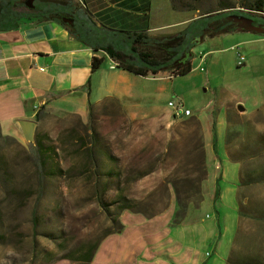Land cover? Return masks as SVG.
Wrapping results in <instances>:
<instances>
[{"label":"rangeland","instance_id":"374dc122","mask_svg":"<svg viewBox=\"0 0 264 264\" xmlns=\"http://www.w3.org/2000/svg\"><path fill=\"white\" fill-rule=\"evenodd\" d=\"M152 1L157 26L153 34L159 38L182 31L187 25L181 21L218 10L251 13L249 5L254 4V0ZM254 13L264 15V11ZM165 23L176 24L158 28ZM210 35L197 38L190 73L154 84L151 97L140 104L146 112L169 113L173 111L170 101H182L203 121L225 116V152L241 161L246 180L263 178L264 39L246 30ZM243 38L255 41L239 47ZM240 53L246 58L241 66ZM103 63H109V58ZM171 72L166 68L156 76ZM239 104L247 114L238 110ZM224 107L226 113L220 110ZM190 117H172L168 124L154 125L131 119L113 100L104 101L87 119L42 112L36 120V137L50 154L45 167L36 140L21 143L0 137V264L62 260L77 264L60 258L78 255L113 228L111 216L100 205L101 197L108 202L125 197L147 214L176 206L178 198L190 197L185 203L197 205L206 177L209 136L207 127L204 135L200 121ZM208 165L212 167L209 157ZM58 166L57 174L46 170ZM112 170L117 175H107ZM117 207L111 210L118 212Z\"/></svg>","mask_w":264,"mask_h":264},{"label":"crops","instance_id":"0c3cea01","mask_svg":"<svg viewBox=\"0 0 264 264\" xmlns=\"http://www.w3.org/2000/svg\"><path fill=\"white\" fill-rule=\"evenodd\" d=\"M25 1L0 0V137L24 143L23 120H37L42 112L87 119L106 100L118 103L131 119L154 125L171 122L173 111L146 112L140 104L151 97L154 84L172 79L170 73L142 76L112 68V61L118 59L104 51L112 46L131 54L129 41L127 49L123 47L124 31L144 30L153 35L157 26L152 0H34L47 9V16L28 11ZM72 10L78 22L73 30L53 15ZM197 18L181 22H192L197 30L201 23H193ZM116 34H120L118 41ZM217 35L221 34L213 37ZM254 41L243 38L238 44ZM94 58L104 59L97 69H93ZM164 89L160 84L159 90ZM220 110L226 113V107ZM241 112L248 113L246 108ZM190 116L200 121L204 135L207 127L209 136L201 203L190 204L176 226L172 225L175 205L151 217L122 211L123 229L100 242L90 264H246L248 257L264 264V195L260 196L264 183H248L241 161L225 152V116L216 119L219 151L212 144L213 119Z\"/></svg>","mask_w":264,"mask_h":264},{"label":"trees","instance_id":"16d2710c","mask_svg":"<svg viewBox=\"0 0 264 264\" xmlns=\"http://www.w3.org/2000/svg\"><path fill=\"white\" fill-rule=\"evenodd\" d=\"M254 4L249 5V8L252 9V12L256 10L264 11V0H254ZM225 8V7H224ZM248 8V7H247ZM243 14L244 12L240 10L236 11H220L213 14L208 15H201L197 19L193 20V23L199 21L201 23L200 26H196L198 29L195 30L192 22H190L182 31L175 35H170L163 38L152 37L148 34L147 31H124L127 34V40L130 41V50L131 54H123L118 52L114 47L108 46L104 49L108 56L112 57L113 59L117 60L118 67L128 70L132 73L142 76L148 75H157L161 70L166 68H171L172 74L174 76L177 75H186L192 71V58H193V51L192 48L194 43L192 42L194 38L200 36H213L214 34H222L228 33L231 31H236L237 28L235 27L234 23L228 21L226 17L230 14ZM221 16L223 23L222 27L218 29L216 32H210L209 28L213 24V18ZM260 17V16H259ZM196 31V33H195ZM175 56H178L177 59H174ZM174 60V61H173ZM104 61L101 58H94L93 60V69L99 68L100 64ZM92 111V110H91ZM40 115H37L36 119H38ZM216 118H213V147L216 150L217 147V131H216ZM6 139H13L9 137H2ZM42 140L37 136L36 137V148L39 152L40 159L42 161L43 166L47 165V161L49 160V152L44 150V146L42 145ZM99 141L95 140L94 144L99 145ZM58 167H51L46 170L49 174L54 175L57 174ZM107 175L113 176L117 175V172L112 170L107 173ZM263 178L260 179H251L246 180L248 183L252 182H259L263 181ZM199 193V191H196ZM190 200V197L186 198ZM178 198L176 204V212L174 218L172 220V225L176 226L182 223L189 206V202ZM203 199L202 194L197 196L195 202L197 205L201 203ZM100 205L107 211L109 216H111V220L113 223V228L109 229L105 233H103L102 237L98 239L96 242L85 246V249L81 251L78 255L74 254H65L60 259H69L73 263L77 264H90L93 256L100 244V242L109 234L114 232H119L123 229V224L120 220V214L124 210H130L137 213H143L147 217L154 216L156 214H147L143 212L140 206H134L127 198H120L116 202H108L103 197L99 200ZM117 204L118 212H114L111 210L113 205ZM136 207H139L136 208ZM136 208V209H134ZM246 264H259V260L255 257H248L245 262Z\"/></svg>","mask_w":264,"mask_h":264},{"label":"water","instance_id":"95a60500","mask_svg":"<svg viewBox=\"0 0 264 264\" xmlns=\"http://www.w3.org/2000/svg\"><path fill=\"white\" fill-rule=\"evenodd\" d=\"M27 5L30 8H34V0H28ZM257 16H262L264 15H259L258 13L251 12ZM54 17V16H52ZM55 17L60 20V22L67 27L71 28L72 30L75 29V16L73 14H56ZM228 21H231L234 23L235 27L237 30H246V31H251L256 34L264 36V24L260 25H255L254 24V19L247 17L245 15L241 14H230L226 17ZM152 37H156L155 34L151 35ZM170 36V35H167ZM164 36V37H167ZM207 36H200L199 40L206 38ZM159 38V37H157ZM163 38V37H162ZM198 37L193 39V43L196 44L199 40H197ZM245 108L242 105L238 106L239 111H243ZM21 128L25 136V140L29 142H35L36 140V129H37V121L36 120H23L21 122Z\"/></svg>","mask_w":264,"mask_h":264},{"label":"flooded vegetation","instance_id":"af4514ba","mask_svg":"<svg viewBox=\"0 0 264 264\" xmlns=\"http://www.w3.org/2000/svg\"><path fill=\"white\" fill-rule=\"evenodd\" d=\"M27 2L28 0L25 1V7L28 11H32L34 14H39V15H50L49 12H47V9L41 5H37L36 3L35 4V7L34 8H30L28 5H27ZM59 6L58 5H55L54 8H58ZM58 15L60 13H56L54 12L53 15ZM69 14H75V12L72 10V12H70ZM241 15H245L247 17H250V18H253L254 19V24L255 25H260V24H264V17L262 16H257L253 13H243ZM77 19H75V25H78V22L76 21ZM77 22V23H76ZM213 24L211 25V27L209 28L210 32H216L218 29H220L222 27V23H223V20L222 18H219V19H214ZM178 56H175L174 59H177ZM174 61V60H173Z\"/></svg>","mask_w":264,"mask_h":264},{"label":"built area","instance_id":"2783aa9c","mask_svg":"<svg viewBox=\"0 0 264 264\" xmlns=\"http://www.w3.org/2000/svg\"><path fill=\"white\" fill-rule=\"evenodd\" d=\"M235 48H237V47H235ZM201 58H202V60H204L205 59V56H203ZM244 63H245V56L240 53L239 60H238V64L241 66ZM111 67L112 68L118 67V62L117 61H112V66ZM172 76H173L172 73L169 74V77H172ZM169 105L171 107H173V116L175 118H184V117L190 116L192 114L191 110L188 109V108H186L185 105H184V103L182 101H179L177 103H175L173 101H170L169 102Z\"/></svg>","mask_w":264,"mask_h":264}]
</instances>
